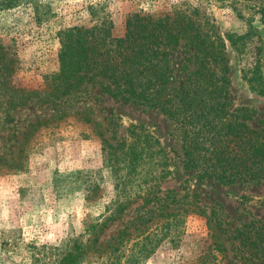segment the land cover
Returning a JSON list of instances; mask_svg holds the SVG:
<instances>
[{"label": "rangeland", "instance_id": "obj_1", "mask_svg": "<svg viewBox=\"0 0 264 264\" xmlns=\"http://www.w3.org/2000/svg\"><path fill=\"white\" fill-rule=\"evenodd\" d=\"M98 2L101 8L92 15L87 6ZM183 2L199 4L222 33L256 32L248 47L261 44L264 79V0H34L0 8V43L16 58L14 86L49 91L44 77L57 70L60 28L90 25L103 15L112 22V34L120 36L128 13L141 6L163 12ZM226 45L231 108L255 110L248 124L264 127V93L252 91L241 77V68L249 64L253 53L239 55L229 42ZM4 81L1 77V85ZM5 94L0 96V264H49L66 244L85 239L84 222L104 213L123 174L111 169L107 143L102 140L115 145L131 124L144 126L164 150L162 166L169 173L159 183L162 192L194 190L201 204L230 228L250 221L264 224V181L219 184L210 178L188 177L182 166L180 131L159 109L112 98L97 84L55 100H45L42 93V101L16 108L10 107ZM139 203L127 208L123 220L104 228L98 239L101 246L96 245L83 264H122L125 257L118 254L122 248L127 253L132 242L114 250L116 244L110 238ZM149 230L154 231L155 225ZM181 231L174 241L163 239L153 254L137 264H215L219 260L221 254L213 259L217 251L210 246L204 219L188 216Z\"/></svg>", "mask_w": 264, "mask_h": 264}, {"label": "trees", "instance_id": "obj_2", "mask_svg": "<svg viewBox=\"0 0 264 264\" xmlns=\"http://www.w3.org/2000/svg\"><path fill=\"white\" fill-rule=\"evenodd\" d=\"M19 1L34 0H3L0 8L16 7ZM98 7L99 2L87 6L92 15ZM111 29V20L103 15L90 25L60 28L57 70L44 77L48 92L14 86L15 54L0 43V78H5L0 96L6 93L10 107L16 108L42 101V93L45 100H55L97 84L112 98L157 108L176 123L188 177L210 178L219 184L264 181V127L248 124L255 110L231 108L226 55V42L239 55L251 51L241 77L252 91L264 93L261 44L248 47L256 32L222 33L199 4L187 2L163 12L141 6L127 14L122 35H113ZM102 141L107 143L111 169L123 172L116 182L118 189L106 201L101 216L84 222L85 239L66 244L49 264H83L96 245L101 246L98 239L104 228L123 220L127 208L138 201L131 217L110 238L116 244L114 250L132 242L127 253L122 248L118 254L125 257L122 264H137L153 254L163 239H177L190 215L204 219L210 246L217 251L213 259L221 254L215 264H264V224L250 221L230 228L201 204L194 190L162 192L159 183L169 173L162 166L164 150L144 126L131 124L115 145Z\"/></svg>", "mask_w": 264, "mask_h": 264}]
</instances>
